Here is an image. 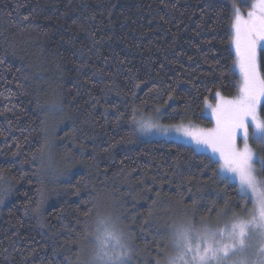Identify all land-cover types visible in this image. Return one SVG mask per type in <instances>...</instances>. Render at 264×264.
Here are the masks:
<instances>
[{"label": "trees", "instance_id": "trees-1", "mask_svg": "<svg viewBox=\"0 0 264 264\" xmlns=\"http://www.w3.org/2000/svg\"><path fill=\"white\" fill-rule=\"evenodd\" d=\"M234 9L245 2L0 0V264H81L97 214L130 230L132 260L164 264L185 213L209 226L247 215L207 155L132 133L133 110L209 125L205 101L237 93Z\"/></svg>", "mask_w": 264, "mask_h": 264}, {"label": "snow or ice", "instance_id": "snow-or-ice-1", "mask_svg": "<svg viewBox=\"0 0 264 264\" xmlns=\"http://www.w3.org/2000/svg\"><path fill=\"white\" fill-rule=\"evenodd\" d=\"M245 19L234 9L232 24L236 59L234 65L239 72V94L231 99L216 93L219 103L213 108L216 126L211 129L194 125L162 126L151 119H135L140 131L152 129L162 133L172 132L191 141L197 149L210 150L219 155L218 172L226 183H235L242 199L253 204L244 212L249 218L232 213V219L217 225L196 222L195 215L187 213L169 227L171 247L175 255L164 256V264H264V179L255 165L264 169V158L256 155L249 146V139L264 148V119L259 118L257 109L264 100V75L258 65V49L264 50V0L252 5ZM155 111H159L158 109ZM251 128V132L249 129ZM237 134L242 136L244 147H236ZM2 202V201H0ZM227 201L224 211L218 216L228 215ZM209 212L214 209H209ZM91 217V211H86ZM120 217L97 214L91 225L82 231L83 241L95 250L92 264H131L133 245L130 230L119 225ZM77 251H81L77 247ZM153 264H160L159 260Z\"/></svg>", "mask_w": 264, "mask_h": 264}, {"label": "rangeland", "instance_id": "rangeland-1", "mask_svg": "<svg viewBox=\"0 0 264 264\" xmlns=\"http://www.w3.org/2000/svg\"><path fill=\"white\" fill-rule=\"evenodd\" d=\"M241 1L245 2V7H246L245 11H242L240 9H235V10H239V12L242 15V17H244L246 19L248 12L254 10L252 8V5L257 3V0H241ZM233 22H234V13H233V18H232V23H231L230 29H231V47H232V50H233V53H234V57L236 59L235 48H234V45L232 43L233 35H234L233 29H232ZM259 50L260 49H258V52H259ZM234 69L236 70L237 75H238V79L240 81L239 72L236 69L235 65H234ZM239 81H238L237 93L232 98L236 97L239 94ZM223 98H226V97H223ZM226 99H231V98H226ZM262 102H264V100H262L261 103ZM218 103H219V100L217 99V97H214L213 101L206 100L205 103H204L203 110L201 112V116L203 118H206V119L211 121L209 125H204L202 123H197V122H192V121L179 122V123H173V124L162 123V122H160L159 117L156 114L136 115L135 119L137 121H140L141 119H151L154 122H156V123H158V124H160L162 126H176V125H181V124L187 126V125L191 124V125H194V126H196L198 128L211 129V128H214L216 126L215 116L213 115V108ZM259 108H260V106H258V109H257L258 116H259V118L264 119V117L261 116V114L259 112ZM49 110H50L49 112H50V115H51V119L53 120L50 123L49 129H50L51 132H53V131H55L57 129V127H58L57 121L60 119L61 115L63 116V114L61 113V110H60V108L58 106L49 107ZM249 131L251 132V128L249 129ZM132 133H133V137H134V139L136 141H138V140H163V141H174V142L182 143V144H184L186 146H189L190 148H192L197 153H201V154L207 155L212 161H214L217 164L218 169H219V163H218L219 155L218 154H212L210 152V150L197 149L196 146L194 144H192L190 140L184 138L182 135H180L178 133L172 132V133H169V134L165 135V134H162V133L156 131L155 129H152V130H149V131H146V132H142V131H140L139 124L133 123V120H132ZM248 143H249V146L256 153V155L259 156L258 152H257V149H258V147L260 145L255 143L252 139H249ZM236 147L237 148H241V149L244 147V141H243L242 136L240 134H237V137H236ZM44 165H45V167H46V165L49 166L47 161L45 162ZM255 167H256V171H257L258 175L261 177V175H260V169H261L260 164L257 163L255 165ZM48 172H50L52 174V177L54 176L55 178H57L58 176L61 177V175L64 173V171L61 168H58V167L54 166V164H51L49 166ZM219 173H220L221 176L222 175H228V174L223 173V172H219ZM261 178L264 179V177H261ZM229 182L235 184L232 181H229ZM252 208H253V204L250 202V210L249 211H251ZM243 218L244 219H248L249 218L248 214L245 217H243ZM217 225L218 224L214 223L212 225V227H216ZM85 255H86V253H85ZM94 255H95V250L91 246L89 251H88L87 256L85 257V260H82L81 264H92V260H93ZM131 264H141V262L139 261V259H137L136 261L135 260H131Z\"/></svg>", "mask_w": 264, "mask_h": 264}]
</instances>
